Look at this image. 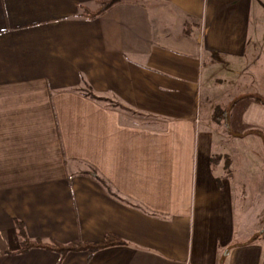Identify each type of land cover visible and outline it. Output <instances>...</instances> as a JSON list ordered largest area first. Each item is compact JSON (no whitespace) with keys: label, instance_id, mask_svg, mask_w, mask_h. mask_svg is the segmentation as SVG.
Listing matches in <instances>:
<instances>
[{"label":"crops","instance_id":"1","mask_svg":"<svg viewBox=\"0 0 264 264\" xmlns=\"http://www.w3.org/2000/svg\"><path fill=\"white\" fill-rule=\"evenodd\" d=\"M96 1L0 0V264H264V226L236 231L246 196L224 169L233 141L264 137V108L216 89L222 65L260 60L262 1L124 0L81 17ZM15 221L32 241L125 244L20 254Z\"/></svg>","mask_w":264,"mask_h":264},{"label":"rangeland","instance_id":"2","mask_svg":"<svg viewBox=\"0 0 264 264\" xmlns=\"http://www.w3.org/2000/svg\"><path fill=\"white\" fill-rule=\"evenodd\" d=\"M134 1L141 2V0ZM261 1L262 3L257 2L251 15L252 31L256 26H262V30L257 35L260 38L259 51L262 53L260 60L251 67L248 65L243 70H239L235 66L224 68V65L218 70L224 81L221 84L218 83V86L216 85L217 91L226 92L232 86L227 91L229 94L225 96L228 100L237 95L236 92L240 89H245L246 100L261 99L264 102V8L262 7L264 0ZM245 70L247 72L241 77L240 75ZM234 113H237V110H234ZM232 123H234L233 118ZM225 124L223 127L226 132ZM231 129L232 131L227 130V132L233 133L234 126ZM252 135L254 137L247 136L244 140L233 141L226 153L229 156L227 158L230 162L229 169L232 170L233 180L241 187L246 196L244 203L236 200L234 225L237 232L244 231L245 228L250 233L254 229L259 230L264 226V137L258 136L257 132H253ZM242 203L245 205V211L241 209ZM246 236L242 235V238H238V235L235 238L236 242L250 238Z\"/></svg>","mask_w":264,"mask_h":264},{"label":"trees","instance_id":"3","mask_svg":"<svg viewBox=\"0 0 264 264\" xmlns=\"http://www.w3.org/2000/svg\"><path fill=\"white\" fill-rule=\"evenodd\" d=\"M124 0H97L95 2V9H90L88 7H79L80 16L87 19H95L98 16L105 14L110 11L114 6L122 3ZM90 98L95 99L93 94H90ZM247 98V97H246ZM255 100L258 105L264 108V102L261 99H252ZM229 111L226 109H221L220 107H215L212 113V120L217 124H225L227 127ZM212 163L216 164L219 161V157H215L212 159ZM229 159L225 157L224 159V169L228 171L229 169ZM89 175L94 178L100 185H102L109 194L113 197L115 195L112 193V189L109 184L100 177L95 169L91 168ZM15 227L17 230V236L20 239V254L26 253L31 249L38 248L44 249L47 251H53L59 254L62 259L67 253L70 252H87L89 254L94 253L97 250L105 249L113 246H121L124 245L125 242L117 239L112 236H106L103 242L96 244H89L83 242H73L68 245H61L56 242L44 243L42 241H32L30 240L25 232L24 226L21 222L15 221ZM262 239L264 241V227L255 235L254 239Z\"/></svg>","mask_w":264,"mask_h":264},{"label":"water","instance_id":"4","mask_svg":"<svg viewBox=\"0 0 264 264\" xmlns=\"http://www.w3.org/2000/svg\"><path fill=\"white\" fill-rule=\"evenodd\" d=\"M227 254H228V252L226 251V252H225V255H227Z\"/></svg>","mask_w":264,"mask_h":264}]
</instances>
